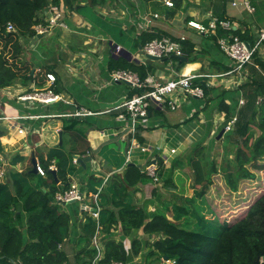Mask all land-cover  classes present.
<instances>
[{
  "label": "crops",
  "instance_id": "obj_1",
  "mask_svg": "<svg viewBox=\"0 0 264 264\" xmlns=\"http://www.w3.org/2000/svg\"><path fill=\"white\" fill-rule=\"evenodd\" d=\"M242 1L184 0L181 8L173 12L172 6H166L161 0H114L112 5L91 8L92 12L68 10L64 16L65 27H54L45 34L20 39L25 50L24 60L33 66L32 73L39 79L45 72L53 73L56 83L52 88L62 99L48 104L21 102L17 99L16 95L19 93L46 87L47 81L40 87L32 82L28 86L15 84L0 89V115L8 117L0 120V125L6 129L5 134L0 137L4 145L0 170L3 174L0 176H5V180L11 183V172H31L32 159L39 164V154L44 155V158L49 148L59 145L66 152L71 166L67 174L68 181L85 193L82 201L61 206L70 220L68 237L62 247L70 257L71 264H81L88 260V250L93 248L91 240L87 238L78 241L82 233L81 224L85 221L82 212L89 210L87 205L94 194L89 195L90 186L96 187V192H100L110 174L121 173L127 163L132 161L143 168L149 162L157 165L156 160L162 158L165 168L163 173L168 174L172 162L181 159L198 143L206 146L208 152L217 150L221 155L220 159L230 157L229 153L223 152V146L227 148V152L230 151L227 132L220 139L216 138L227 122L226 113L218 109L219 102L222 100L234 112L244 103L240 85L250 80L252 72L248 69V64L251 63L241 71L226 73L233 67V62L220 48V37L217 40L212 37H217L216 32L221 27L199 32L187 22L195 20L207 26L212 17L223 16L221 20H229L230 28L244 34L246 32L248 39L245 40L250 43L264 26V0H249L253 11H249ZM43 13H49L48 9L45 8ZM154 13L158 16L148 20ZM115 28L120 32L119 39L127 35L124 37L127 46L121 41H114ZM230 28H221L228 33V36L221 37L233 36ZM144 32H156L171 39L183 36L184 41L193 46V53L189 58L191 61H184L185 64L178 69L175 61L168 60L164 63L160 58L154 60L158 68L153 73L158 77L166 78L174 73L224 74L211 84L206 82L207 78L202 77V81L209 86L208 93L203 98H187L175 110L152 106L148 117L137 127L134 139L138 147L131 151L127 160V152L132 144L130 121L128 118H119L121 110H113L112 107L124 97L135 94L136 89L125 82L111 81V73L117 68H110V60L120 55L139 63L152 60L142 54V45L137 42ZM49 38L54 40L50 41ZM116 44L121 46L119 53L114 52ZM27 45L31 49L28 50ZM259 54L264 59V51ZM260 72L263 73L262 70ZM261 101L262 98L257 97L256 103ZM75 112L79 114L66 116ZM71 123H75L74 129L64 131L63 127H70ZM18 128L23 130L22 133L18 132ZM217 147L220 148L216 149ZM171 149H175V152L172 153ZM16 155L21 158L14 160ZM78 158L89 159L82 166ZM175 168L179 166H175L173 170L174 174H178L179 171ZM91 176L100 178L101 183L90 184ZM155 182L151 180L139 184L133 191V200L141 203L147 213H151L165 197L163 192L160 194L161 189ZM98 203L100 205L99 197ZM157 236L144 233L142 228L124 235L117 224L107 235L101 234V240L103 245L104 238L108 237L123 243L128 257L125 263L120 262L122 264H171V260L162 258L163 263L155 256L146 259L151 250L149 243L156 240ZM133 240H138L141 245L137 255H133L131 251Z\"/></svg>",
  "mask_w": 264,
  "mask_h": 264
},
{
  "label": "trees",
  "instance_id": "obj_2",
  "mask_svg": "<svg viewBox=\"0 0 264 264\" xmlns=\"http://www.w3.org/2000/svg\"><path fill=\"white\" fill-rule=\"evenodd\" d=\"M88 1L87 4L83 2ZM114 0H0V89L15 84L28 86L35 83L37 87L46 82V72L38 78L32 73V65L24 60V50L21 38L36 36L32 26L38 21L43 22L42 11L49 3L63 6L67 10L83 11L84 9L112 5ZM173 12L180 9L184 0H172ZM220 19L223 16H219ZM218 18V19H219ZM8 23L13 25V31H7ZM231 34L241 39H248L247 33L230 28ZM217 37L228 36L218 28ZM158 33L144 32L137 40L143 44ZM186 63L193 53V46L182 41ZM166 63L175 61L176 68L184 65V61L172 56L161 57ZM110 68L129 69L136 72L141 80L148 73L158 68L154 60L145 63L130 61L124 56L112 58ZM247 65V64H246ZM257 65V67L255 66ZM248 69L252 72L250 80L242 83L240 88L244 103L234 112L233 108L219 102V110L226 113L229 121L235 115L232 130L227 132L230 144V155L227 162L219 169L213 162L206 160V146L196 144L190 148L186 156L175 159L170 165V173L165 171L163 159L156 160L158 179L166 183L170 180L171 187L176 184L171 180L174 167L179 162L186 161L192 171V188L194 196L182 202L174 201L176 194L161 201L156 209L147 213L141 203L133 200V191L139 184L151 181L142 167L136 162H129L119 173L110 174L103 189L98 192L101 210L98 223L100 233L104 236L119 224L124 235L137 228L144 233H152L157 239L149 243L151 250L146 259L162 258L171 260V264H264V192L249 205L247 210L233 221L208 219L206 211H211L207 191L212 184V175L220 174L224 180L227 192L236 194L243 180L255 178L253 170H264V59L255 53ZM263 71L260 72V71ZM208 89L202 78L196 80ZM56 81L54 82V84ZM213 89V88H211ZM58 91L57 89H55ZM257 97L262 101L256 103ZM210 98L207 99L209 101ZM63 130L74 129L75 123ZM255 130L258 132L255 133ZM6 129L0 125V137ZM4 154V145L0 141V170ZM39 154V164L45 171V176L33 174L29 170L11 172V183L0 176V264H71L70 257L63 249L64 240L69 232V215L61 203L54 202V194L70 187L67 174L70 171V160L66 152L57 145L47 150L45 157ZM16 155L14 160L20 159ZM55 165L56 179L49 171L50 164ZM120 166V164L118 165ZM58 181V182H57ZM90 184L101 183L100 178L90 177ZM201 185V188H196ZM89 195L96 192V187L90 186ZM185 199V200H184ZM184 200V201H183ZM208 207V208H207ZM168 213H171L170 216ZM84 222L82 233L78 237L91 240L96 231V221L88 211H83ZM189 218H193L190 220ZM87 246V245H86ZM141 249L140 242L133 240L131 251L137 255ZM88 250V249H87ZM88 260L81 264H90L94 249L90 248ZM127 253L121 241L111 237L104 238V256L98 264L127 261ZM152 262H155L154 260Z\"/></svg>",
  "mask_w": 264,
  "mask_h": 264
},
{
  "label": "built area",
  "instance_id": "obj_3",
  "mask_svg": "<svg viewBox=\"0 0 264 264\" xmlns=\"http://www.w3.org/2000/svg\"><path fill=\"white\" fill-rule=\"evenodd\" d=\"M166 6H173L172 0H161ZM242 4L249 10L253 11V7L250 6L249 0H243ZM48 12L46 15L43 13V22L38 21L35 23L32 28L37 35H42L47 33L50 29L54 27H65V12L66 8L63 6H57L52 3H49L46 7ZM158 15L156 13L152 14L151 17L154 18ZM187 24L199 32L213 31L217 27L229 29L230 21L221 20L216 17H212L208 22V25L205 26L200 22L195 20L188 21ZM7 31H13V25L8 23L6 26ZM185 40V37H180L179 39H171L166 36H161L153 38L143 44L141 51L143 55H153L158 56L159 58L165 56H184V48L182 41ZM218 43L223 52L228 56V58L233 62V67L231 70L226 73H230L234 70L241 71L244 66L248 63H251L255 53H261L264 51V26H262L252 42H247L244 39L239 38L237 35H233L230 38L220 37ZM121 50L120 45H115L114 52L119 53ZM171 69V67H170ZM224 73H174V75H169L168 77L160 78L154 73H149L146 77L141 80L138 74L129 69H115L111 73L112 82H125L130 84L133 88L136 89V93L130 96L124 97L120 102L115 104L113 110H121L118 113L119 118H128L130 121L129 134L131 135L130 145L127 152V160H129L131 151L138 147L135 143V134L137 127L142 123L149 114V109L154 107H159L160 109H169L175 110L178 105L185 101L187 98L204 97V88L198 83V79L204 77L207 78L206 82L209 84L213 83L216 78L222 76ZM47 86L41 89H35L32 92L28 93H19L16 95L17 99L21 102L26 101H36L42 104H48L62 99V97L53 90L55 76L51 72L45 74ZM242 103V100H240ZM79 112L72 114H66V116L77 115ZM41 116V115H38ZM46 116V115H43ZM49 116V115H48ZM7 116L0 115L1 119H7ZM235 115L229 119L223 126L225 132L232 130L233 123L235 122ZM22 129L18 128V132L22 133ZM171 152H175V149H171ZM55 165L51 164L49 169H54ZM36 171L44 175L45 171L36 163ZM142 171L145 172L153 181H158L157 177V165L154 162L147 163ZM3 172H0L2 175ZM98 192L94 193L90 199L89 210L91 211V216L96 221V231L92 235L91 244L95 250L94 256L91 260L92 264H98L104 256V245L101 240L100 234V225L98 223L100 205L98 203ZM85 193L79 189L76 184H71L68 189L63 191L56 192L54 194V202L65 204L74 201H82L84 199ZM65 264V263H61ZM108 264H122L120 262H112Z\"/></svg>",
  "mask_w": 264,
  "mask_h": 264
},
{
  "label": "rangeland",
  "instance_id": "obj_4",
  "mask_svg": "<svg viewBox=\"0 0 264 264\" xmlns=\"http://www.w3.org/2000/svg\"><path fill=\"white\" fill-rule=\"evenodd\" d=\"M84 10L92 12V9L90 7ZM118 36H120V32L118 28H115L114 37H113L114 41H121L124 46H127L128 45L126 44L127 40H124V37H126L127 35L121 36L120 39ZM49 40L53 41L54 38H49ZM26 48L29 50L31 49V46L27 45ZM255 133L257 134L258 132L255 130ZM218 148L220 147H217L216 149ZM204 151L207 154L206 160H208V162L210 163L213 162L218 169L221 164L227 162L225 160H229L228 158H230L229 156H227L225 158L220 159L221 155L217 150L214 151L212 150L209 152L208 150H204ZM223 152L228 153L227 148L224 146H223ZM177 166H179V168H175V169L176 171H179V173L174 174L173 172V175H171V180L176 184V187L174 189L171 187L170 180L165 183L164 180L158 179V181L155 183L161 189L160 194L161 192L164 193L165 197H163V200H167L168 198H170V194H176V196H174L175 197L174 201L180 204L183 203L181 199L183 196H186V198H190L194 196V189L191 186L192 171L190 167L186 165V161L184 160L183 162L182 161L179 162ZM253 172L255 173V178L252 180H243L240 186V190L236 194L227 192V189L224 188L225 187L224 180L220 174H213L212 184L209 186L207 191V195H209L208 200L211 204V206L209 207L211 211L210 210L206 211L205 216L208 219H212V220H215L217 217L219 221L228 220L230 222L240 217L247 210V208L253 202V200H255V198H257L262 192H264V170L263 171L253 170ZM196 188L200 189L201 185H197ZM171 189H173V191ZM183 204H187L191 206L187 202L186 203L184 202ZM153 209L155 210L156 207H154ZM87 211L90 213V210L87 209ZM170 214L171 213H168L169 216ZM189 219L193 220V218H189Z\"/></svg>",
  "mask_w": 264,
  "mask_h": 264
},
{
  "label": "water",
  "instance_id": "obj_5",
  "mask_svg": "<svg viewBox=\"0 0 264 264\" xmlns=\"http://www.w3.org/2000/svg\"><path fill=\"white\" fill-rule=\"evenodd\" d=\"M146 57H147L148 59H152V60H158V59H159L158 56H153V55H146ZM172 57L177 58V59H180V60H182V61H186V57H185V56H176V55H172ZM223 134H224V129L221 128V129L219 130V132L217 133L216 138H217V139H220V138L222 137ZM58 135H59V143H61V131L58 132ZM88 159H89V158H78V162H79L82 166H84V165H85V162L88 161ZM32 165H33V167H32V169H31V172H32V173H36V172H37V171H36V160H35L34 158L32 159ZM49 171H50L51 174L54 176L55 180H57V179H56V171H55V169H49ZM164 259L166 260L167 258L164 257Z\"/></svg>",
  "mask_w": 264,
  "mask_h": 264
},
{
  "label": "bare ground",
  "instance_id": "obj_6",
  "mask_svg": "<svg viewBox=\"0 0 264 264\" xmlns=\"http://www.w3.org/2000/svg\"><path fill=\"white\" fill-rule=\"evenodd\" d=\"M186 70H188V69L186 68Z\"/></svg>",
  "mask_w": 264,
  "mask_h": 264
},
{
  "label": "clouds",
  "instance_id": "obj_7",
  "mask_svg": "<svg viewBox=\"0 0 264 264\" xmlns=\"http://www.w3.org/2000/svg\"><path fill=\"white\" fill-rule=\"evenodd\" d=\"M225 132V131H224Z\"/></svg>",
  "mask_w": 264,
  "mask_h": 264
}]
</instances>
